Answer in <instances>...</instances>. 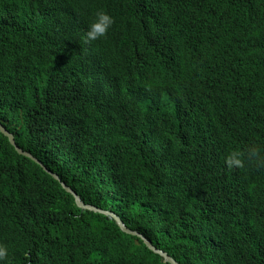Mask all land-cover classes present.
Segmentation results:
<instances>
[{
    "label": "trees",
    "instance_id": "1",
    "mask_svg": "<svg viewBox=\"0 0 264 264\" xmlns=\"http://www.w3.org/2000/svg\"><path fill=\"white\" fill-rule=\"evenodd\" d=\"M0 124L41 165L0 133V264H167L61 183L177 264H264V0H0Z\"/></svg>",
    "mask_w": 264,
    "mask_h": 264
},
{
    "label": "water",
    "instance_id": "2",
    "mask_svg": "<svg viewBox=\"0 0 264 264\" xmlns=\"http://www.w3.org/2000/svg\"><path fill=\"white\" fill-rule=\"evenodd\" d=\"M0 133L7 138L9 144L14 148V150L16 151V153L20 156H23L25 158H28L30 160H32L33 162H35L36 164H39V162L32 158L28 153L23 152L21 149H19L15 142H14V137L12 134H10L9 132L6 131V129L0 124ZM40 165V164H39ZM41 166V165H40ZM46 173L50 174L52 176V178L56 181H58L60 183V180L58 179V177L55 174H51L49 171H47L46 169H43ZM61 187L68 193L70 194L75 202V205L77 206V208H79L81 211L84 210H88V211H92L95 213H99L103 216H105L108 220L111 219L115 222V224L117 225V227L120 229V231L124 234L130 235V236H135L137 238H139L143 244L154 254L160 256L165 263L167 264H177L172 258H170L169 256H167L166 253L155 249V247L149 242L147 241L143 236H141L140 234H138L137 232L131 231L129 229H127L124 224L121 222V220L114 215L111 212L108 211H103L100 209H97L95 207L89 206V205H85L81 202L80 198L74 193L72 192L68 187H66L63 183H61Z\"/></svg>",
    "mask_w": 264,
    "mask_h": 264
},
{
    "label": "clouds",
    "instance_id": "3",
    "mask_svg": "<svg viewBox=\"0 0 264 264\" xmlns=\"http://www.w3.org/2000/svg\"><path fill=\"white\" fill-rule=\"evenodd\" d=\"M114 23L113 18L104 11H98L95 14L93 21L88 26V31L86 32V40L87 41H96L104 38L108 31L111 29ZM250 154L252 156L256 155V149H250ZM243 161L240 158L239 154H232L229 156L227 160L228 166H236L240 167ZM105 211V210H103ZM110 212V211H108ZM112 213V212H111ZM115 215V214H114ZM7 255V250L4 246L0 245V262L4 260Z\"/></svg>",
    "mask_w": 264,
    "mask_h": 264
}]
</instances>
